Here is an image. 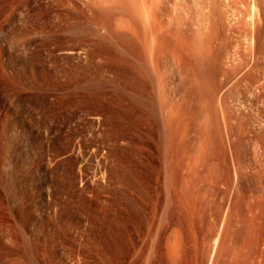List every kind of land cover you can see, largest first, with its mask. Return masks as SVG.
Listing matches in <instances>:
<instances>
[{
	"label": "rangeland",
	"instance_id": "rangeland-1",
	"mask_svg": "<svg viewBox=\"0 0 264 264\" xmlns=\"http://www.w3.org/2000/svg\"><path fill=\"white\" fill-rule=\"evenodd\" d=\"M92 1L100 3L0 0V264H264V0H235L237 4L234 0H145L144 4L126 0L129 5L125 0H108V4L101 0L102 6ZM116 1H120L118 5ZM154 8H159L157 13ZM110 9L115 15H110ZM124 14L134 20L143 17L137 23L129 18L143 41L137 43L140 60L130 62L134 68L140 67V61L146 64L142 73L148 79L142 78L141 67H137L141 77L136 70L131 72L123 61L127 58L124 52L117 49L130 35L123 36L118 28L121 42L119 33H114L113 18L117 21L123 16L126 21ZM94 16L100 18L99 26L107 24L99 27ZM150 17L162 24L152 21L153 27ZM195 32L207 34H198L201 43ZM171 33L187 40L180 44L181 39ZM128 40L133 42L132 37ZM151 45L163 53L164 59L159 56L155 64L148 51ZM105 47L113 51L107 48L109 53ZM173 52L179 60L183 58L181 70H185L178 67V59L173 62L177 58ZM105 55L114 61L109 63L112 59ZM213 55L216 59L210 60ZM102 57L107 60L100 62ZM219 63H224L223 70ZM154 65L159 66L158 71ZM232 65H239L236 71ZM198 66L205 69L200 72ZM145 67H151L147 73ZM121 68L135 75L128 77ZM185 71L193 78L198 73V78L190 80ZM153 72H159L156 78L163 77L156 80L151 77ZM201 74L208 83L203 76L199 79ZM221 74L232 76V81ZM219 77L225 80V88H219ZM186 81L191 85L185 87ZM156 85L164 91L159 87L156 91ZM195 85L203 90L195 87V92ZM163 100L167 101L165 107ZM191 104L199 109L205 106L200 109L203 114ZM211 111H219L221 119ZM207 112L205 122L213 123L211 126L203 122ZM215 120L222 123L215 125ZM167 121L173 129L178 126L176 130ZM198 121L207 126L209 134L206 130L207 135L203 134L205 128Z\"/></svg>",
	"mask_w": 264,
	"mask_h": 264
},
{
	"label": "bare ground",
	"instance_id": "bare-ground-1",
	"mask_svg": "<svg viewBox=\"0 0 264 264\" xmlns=\"http://www.w3.org/2000/svg\"><path fill=\"white\" fill-rule=\"evenodd\" d=\"M107 1H108V0H105V3H106V4H108ZM122 1H123V0H121V2H122ZM125 1H126V0H125ZM132 1H133V0H132ZM135 1H136V0H135ZM139 1H140V0H138L137 2H139ZM159 1H162V0H159ZM165 1H166V0H165ZM215 1H216V0H215ZM227 1H228V0H227ZM227 1H226V2H227ZM229 1H233V0H229ZM236 1L238 2V0H236ZM240 1H241V0H240ZM242 1H243V0H242ZM92 2H94L95 6H96V4L98 3V6H99L100 3H102V2L104 3V0H103L102 2H101V0H100V3L97 2V1H92ZM95 2H96V3H95ZM111 2H113V1H111ZM114 2H115V1H114ZM119 2H120V1H118V3H117V1H116V4L118 5ZM123 2H124V1H123ZM144 2L147 3L148 1L142 0V3H143V4H144ZM151 2H152V1H151ZM169 2H170V1H169ZM222 2H223V1H222ZM222 2H221V3H222ZM234 2H235V0L233 1V3H234ZM237 2H235V3L237 4ZM103 3H102V4H103ZM124 3H125V2H124ZM124 3H122V4L120 3V4L123 5V6H125L126 4L129 3V1H128V3H127V1H126V4H124ZM131 3H132V2H131ZM135 3H136V2H135ZM139 3H140V2H139ZM142 3H141V4H142ZM155 3H157V2H155ZM159 3H161V2H159ZM162 3H164V1H163ZM221 3H220V4H221ZM235 3H234V4H235ZM240 3H241V2H240ZM109 4H110V3H109ZM116 4L111 3V5H113V6H114V5L116 6ZM129 4H130V3H129ZM129 4H128V5H129ZM149 4H150V3H149ZM166 4H167V3H166ZM178 4H179V3H178ZM218 4H219V2H218ZM220 4H219V5H220ZM231 4H232V3H231ZM90 5H91V4H90ZM100 5H101V4H100ZM104 5H105V4H104ZM111 5H107V7L109 6V8H110ZM121 5H120V9H121V8L123 9L124 7H123V6L121 7ZM128 5H127V7H126L125 9L129 8ZM131 5H132V7H133L134 4L132 3ZM150 5H152V4H150ZM162 5H165V4H162ZM162 5H160V6H162ZM221 5H222V4H221ZM224 5H225V3L223 4V6H224ZM226 5H229V3L226 4ZM226 5H225V6H226ZM88 6H89V4H88ZM92 6H93V5H92ZM98 6H97V8H101V7H98ZM101 6H102V5H101ZM105 6H106V5H105ZM138 6H139V5H138ZM147 6H148V4H147ZM230 6H231V5H230ZM93 7H94V6H93ZM139 7H140V6H139ZM156 7H157V5H156ZM182 7H183V6H182ZM91 8H92V7L90 6V9H91ZM103 8H105V7H103ZM103 8H102V9H103ZM130 8H131V7H130ZM143 8H145V6H143ZM151 8H152V7H151ZM183 8H184V7H183ZM90 9H89V10H90ZM93 9H94V8H93ZM113 9H114V8H113ZM113 9H110L111 12H110V10H109L111 16L114 14V13L111 14ZM136 9H137V8H136ZM136 9H134V11H136V12L138 13V10H139V9H137V10H136ZM146 9H147V8H146ZM152 9H153V8H152ZM154 9H156V10H155V12H156L157 9H159V8H154ZM100 10H101V9H100ZM127 10H128V9H127ZM130 10H131V9H130ZM132 10H133V9H132ZM143 10H144V9H142V12H143ZM147 10H148V9H147ZM90 11L92 12V10H90ZM94 11H97V12H98L99 9H98V10L95 9ZM94 11H93V12H94ZM101 11H102V10H101ZM105 11H106V10H105ZM105 11H104V12H105ZM107 11H108V10H107ZM123 11H124V10H123ZM148 11H149V10H148ZM148 11H147V12H148ZM152 11H153V10H152ZM158 11H159V10H158ZM160 11H161V10H160ZM160 11H159L158 13H160ZM91 12H90V13H91ZM102 12H103V11H102ZM109 12H108V13H109ZM113 12H114V11H113ZM124 12H125V11H124ZM136 12H134V13H136ZM139 12H140V11H139ZM150 12H151V9H150ZM150 12H148V14H150ZM90 13H89V14H90ZM95 13H96V12H95ZM98 13H101V12H98ZM127 13H128V12H127ZM129 13H132V12L130 11ZM134 13H132V14H134ZM145 13H146V11L144 12V14H145ZM153 13H154V12H151V14H153ZM156 13H157V12H156ZM186 13H187V12H186ZM92 14H94V13H92ZM103 14H104V13H103ZM103 14H102V15H103ZM105 14H106V12H105ZM117 14H118V13H117ZM146 14H147V13H146ZM148 14H147V16H148ZM151 14H150V15H151ZM188 14H189V13H188ZM96 15H97V14H96ZM100 15H101V14H100ZM102 15H101V16H102ZM110 15H109V16H110ZM114 15H115V14H114ZM125 15H127V14H124V16H125ZM136 15H137V14H136ZM140 15H141V14H140ZM97 16H99V15H97ZM104 16H105V15H104ZM109 16H107V14H106V17H105V18H109ZM116 16H117V15H116ZM118 16H119V14H118ZM137 16H139V14H138ZM155 16H156V15H155ZM155 16H154V17H155ZM94 17H95V16H94ZM94 17H93V18H94ZM102 17H103V16H102ZM113 17H114V16H113ZM122 17H123V16L119 17L117 21H116V19L113 18V20H115V22H116V26H114V27H117L116 30H114L115 28L113 29V30L115 31V32H114V31H113V32L116 33V34H117V32L119 33V34H117V35H119L118 37H119V39H121V42H124V41H122V37H121L122 34H121V33H123V34L125 33V35H123V36H126V35H129V34H130L129 37H128V39L132 37L133 42H132L131 40H130V42H128L129 40L126 39V40H128V41L126 42V40H125V42H124L125 45H124V43H123V44H122L123 46L121 45V46H122V48H121V46L118 47V46L120 45V44L118 45V41H119V40H118L117 43H116L115 41H116L117 38H115V41H114V42H115L118 46H117V45H113V46L118 47L117 49L120 48V49L122 50V52H124L125 57L128 58V60H127V58H126L127 61H126L125 59L123 60L125 64H126V63L128 64V63L131 61V59H134V58H137V59H136V60H132L131 62L134 63V61H135V62L137 63V62L140 60V59H139V56H137V54L139 53L140 56L142 55V54H140L141 51H138L139 48L137 47V43H139V42L141 41V40H140L141 37H139L140 35L138 34V33H140V31H139V30H136V27L134 26L135 24H133L134 22H133V23L130 22V19H129V18H131V17H129V16L127 15L128 18L126 17V19H127V20L129 19L128 22H127V20H126V21L124 20V17H123V19H122ZM139 17H140V16H139ZM93 18L91 17V20H92ZM95 18H97V17H95ZM105 18H104V19H105ZM116 18H117V17H116ZM134 18H135V17H134ZM140 18L142 19L143 17H140ZM145 18H146V17H145ZM147 18H148V17H147ZM150 18L152 19V20H151V23H152V21H153V17H150ZM160 18H161V17H160ZM182 18H184V17H182ZM182 18H181V19H182ZM185 18H186V17H185ZM185 18H184V19H185ZM99 19H100V18H99ZM99 19L97 18V21H98ZM102 19H103V18H102ZM104 19H103V20H104ZM131 19L134 20L133 18H131ZM137 19H138V18H137ZM141 19L136 20V18H135L136 21H140ZM184 19H183V20H184ZM94 20L96 21V19H94ZM110 20H112V19L110 18ZM135 20H134V21H135ZM142 20H143V19H142ZM155 20H157V19H155ZM155 20H154L153 22H155ZM183 20H182V21H183ZM89 21H90V20H89ZM95 21H94V22H95ZM105 21H106V19H105ZM136 21H135V22H136ZM144 21H145V20H144ZM160 21H161V20H160ZM94 22H93V23H94ZM99 22H100V21L96 22L95 24H97V23H99ZM109 22H110V21H109ZM112 22H113V21H112ZM115 22H113V24H114ZM149 22H150V21H149ZM157 22H158V21H156L155 23H157ZM163 22H165V21H163ZM90 23H91V22H90ZM93 23H92V24H93ZM103 23H104V24H103ZM136 23H137V22H136ZM138 23H139V22H138ZM140 23H141V22H140ZM144 23H145V22H143V23H141V24H144ZM151 23H150V24H151ZM99 24H100V23H99ZM106 24H107V22H106ZM106 24H105V22H102L101 25H106ZM113 24H112V26H113ZM141 24H139L140 27H139L138 25H136V26H138L139 29H142V28H141ZM158 24H162V23L159 22V23H157V25H158ZM97 25H98V24H97ZM97 25H96V27H97ZM101 25H100V26L98 25V26H99V27H102ZM152 25H153V27H154L155 24L152 23ZM170 25H171V24H170ZM177 25H178V24H177ZM183 25H184V23H183ZM93 26H94V24H93ZM142 26H143V25H142ZM159 26H160V25H159ZM159 26H158V27H159ZM164 26H165V30H166V23H164ZM167 26H169V25L167 24ZM178 26H179V25H178ZM208 26H209V25H208ZM105 27L108 28L109 26H105ZM143 27H144V26H143ZM161 27H163V25H162ZM161 27H160V28H161ZM169 27H170V26H169ZM176 27H177V26H175V29H178V28H179V27H178V28H176ZM180 27H181V26H180ZM219 27H220V26H219ZM93 28H95V27H93ZM118 28H119L120 30L124 31V32H121V33H120V30H119ZM146 28H147V27L145 26V30H146ZM163 28H164V27H163ZM171 28H172V26L170 27V29H171ZM183 28H184V27H183ZM183 28H181V29H183ZM208 28L210 29V27H208ZM154 29L157 30L156 28H154ZM167 29H168V28H167ZM170 29H169V31H171ZM186 29H187V28H186ZM186 29H185V30H186ZM188 29H189V28H188ZM97 30H98V29H97ZM105 30H108V29H105ZM118 30H119V31H118ZM150 30H151V29H150ZM158 30H159V29H158ZM178 30H179V29H178ZM191 30H192V29H191ZM191 30H190V31H191ZM200 30H201V28H200ZM206 30H207V31H206ZM220 30H222V29L220 28ZM94 31H95V30H94ZM109 31H110V34H112V32H111V31H112V28H110ZM137 31H139V32H137ZM151 31H152V30H151ZM159 31L161 32V31H163V30L160 29ZM159 31H158V32H159ZM167 31H168V30H167ZM182 31H183V30H182ZM186 31H187V30H186ZM188 31H189V30H188ZM100 32H101V30H100ZM100 32H99V33H100ZM126 32L129 33V34H126ZM148 32H149V31H148ZM160 32H159V34H161ZM164 32H166V31H164ZM171 32H174V31H173V28H172V31H171ZM197 32H198V31H197ZM197 32H195V33H197ZM199 32H200V31H199ZM205 32H206V33H207V32H210V33H211L212 31H211V30L208 31V29H205ZM205 32H204V34H206ZM96 33H97V31H96ZM96 33H94V34H96ZM99 33H98V34H99ZM106 33H107V32H106ZM106 33H105V36H106V35H109V34H106ZM108 33H109V32H108ZM114 33H113V34H114ZM142 33H143V32H142ZM144 33H145V32H144ZM144 33H143V34H144ZM146 33H147V31H146ZM151 33H152V32H151ZM154 33H155V32H154ZM154 33H152V35H154ZM162 33H163V32H162ZM167 33H168V32H167ZM179 33H180V31L178 32V35H179ZM183 33H184V32H183ZM183 33H182V34H183ZM185 33H186V32H185ZM188 33H189V32H188ZM210 33H209V34H210ZM98 34H97L96 36H99V35H100V34H99V35H98ZM101 34H102V33H101ZM113 34L111 35V37L113 36ZM120 34H121V35H120ZM164 34H166V33H163V35H164ZM168 34H170V33H168ZM168 34H167V35H168ZM171 34H172V33H171ZM198 34H200V36H201L202 33H197V35H198ZM204 34H202V35H204ZM207 34H208V33H207ZM207 34H206V35H207ZM209 34H208V35H209ZM211 34H213V33H211ZM117 35H116V36H117ZM141 35H142V34H141ZM156 35H157V34H156ZM167 35H166V36H167ZM172 35H173V34H172ZM195 35H196V34H195ZM94 36H95V35H94ZM102 36L104 37V35H102ZM116 36L114 35V37H116ZM148 36H149V33H147V37H148ZM161 36H162V35H161ZM161 36H160V37H161ZM173 36H175V34H174ZM173 36H171V37H173ZM182 36H183V35H182ZM185 36H186V34L184 35V37H185ZM188 36H189V35H188ZM198 36H199V35H198ZM200 36H199V38H198L199 40H200ZM212 36H214V35H212ZM99 37H100V36H99ZM109 37H110V36H109ZM111 37H110V39H112ZM120 37H121V38H120ZM126 37H127V36H126ZM143 37H144V36H143ZM143 37H142V39H143ZM147 37H145V38H147ZM153 37L156 38V36H153ZM168 37H170V36L168 35V36L166 37V39H167ZM179 37H180V36H179ZM196 37H197V36H196ZM203 37H204V36H203ZM205 37H206V36H205ZM207 37H208V36H207ZM207 37L205 38V40H208V39H209V38L207 39ZM210 37H211V36H210ZM101 38H102V37H101ZM101 38H100V39H101ZM174 38L177 39V40L179 39V38H176V36H175ZM182 38H183V37H182ZM182 38H180V39H181V41H180L181 43H180V44H182V43H183L182 41H184V40L186 39V38H184V40H183ZM193 38H195V36H194ZM212 38H213V37H212ZM97 39H98V38H97ZM100 39H99V40H100ZM123 39H125V37H123ZM148 39H149V38H148ZM148 39H147V40H148ZM150 39H151V37H150ZM158 39L161 40V41L163 40V39H160V38H158ZM158 39H157V40H158ZM168 39H170V38H168ZM180 39H179V40H180ZM195 39H196V38H195ZM102 40H103V39H102ZM102 40H101V41H102ZM112 40H113V39H112ZM171 40H172V39H171ZM177 40H176V41H177ZM186 40H187V39H186ZM210 40H211V39H210ZM210 40H209V42H210ZM213 40H214V39H213ZM93 41H94V39H93ZM103 41H105V40H103ZM135 41H136V44L134 43ZM145 41H146V39H145ZM161 41H160V42H161ZM168 41H169V40H168ZM172 41H173V40H172ZM192 41H193V40H192ZM196 41H197V39H196ZM202 41H203V39H202ZM214 41H215V40H214ZM94 42H95V41H94ZM114 42H112V43H114ZM119 42H120V41H119ZM121 42H120V43H121ZM141 42H143V41H141ZM156 42H158V41L155 40V44H156ZM166 42H167V41H166ZM170 42H171V41H170ZM174 42H175V41H173L172 44H174ZM204 42H206V41H204ZM209 42L207 41V43H209ZM212 42H213V41H212ZM212 42H210V43H211V46H213ZM220 42H221V41H220ZM96 43L98 44V42H96ZM99 43H100V42H99ZM102 43H103V42H101V44H102ZM104 43H105V42H104ZM106 43H107V45H108V41H107ZM127 43H129V44H130V43H134L135 46H134V44H133V45H130V47H129V45H128ZM168 43H169V42H168ZM168 43H167V45H169ZM184 43H185V42H184ZM190 43L194 44V42H191V41H190ZM190 43H189V44H190ZM198 43H201V40H200V42H198ZM202 43H203V42H202ZM207 43H206V45H207ZM148 44H149V43H148ZM158 44H159V42H158L156 45H158ZM170 44H171V43H170ZM217 44H218V42H217ZM107 45H105V46H107ZM109 45H110V43H109ZM126 45H128V46H126ZM153 45H154V43H153ZM153 45H151V46H153ZM167 45H166V46H167ZM190 45H191V44H190ZM197 45H200V44H197ZM206 45H205L204 47H206ZM218 45H219V44H218ZM220 45H221V43H220ZM102 46H103V45H101V47H102ZM171 46H172V45H171ZM171 46H170V47H171ZM187 46H189V45H187ZM191 46H192V45H191ZM193 46H194V45H193ZM195 46H196V42H195ZM200 46H202V44H201ZM200 46H199V47H200ZM145 47H146V45H145ZM183 47H184V46H183ZM204 47H203V48L201 47L202 50H204V49L206 50V48H204ZM208 47H210V46H208ZM213 47H214V46H213ZM213 47H212L211 50L214 49ZM217 47H220V46H217ZM105 48H106V47H105ZM107 48H108V47H107ZM107 48H106V49H107ZM133 48H134V50H130V49H133ZM137 48H138V49H137ZM141 48L143 49L144 47H141ZM174 48H175V47H174ZM177 48H178V47H177ZM188 48H189V47H188ZM196 48H198V46H197ZM196 48L194 47L195 50H197ZM210 48H211V47H210ZM99 49H100V47H99ZM102 49H103V48H102ZM102 49H101V50H102ZM106 49H105V51H106ZM108 49H109V48H108ZM108 49H107V50H108ZM110 49H112L111 51H113V48L110 47ZM110 49H109V50H110ZM114 49H115V48H114ZM135 49H137V51H138L137 53H136V50H135ZM148 49H149V50H148L149 53L151 52V57H150V58H152V60H151V59H150V60L153 61V64L157 63V59H158L159 56L161 57L160 59H162V57H163V56H162L163 53H162V51L157 50L156 46L151 47V49H150V47H149ZM172 49H173V48L171 47V50H172ZM175 49H176V48H175ZM175 49H174V50H175ZM183 49H185V48H183ZM183 49L181 48V50L184 52ZM192 49H193V48H192ZM192 49H191V50H192ZM199 49H200V48H199ZM219 49H220V48H219ZM101 50H100V53L103 52V51H101ZM109 50H108V51H109ZM121 50H120V51H121ZM143 50H144V49H143ZM143 50H142V52H144ZM146 50H147V47H146ZM161 50H163V48H161ZM202 50L200 49V51H202ZM205 50H204V51H205ZM207 50H208V49H207ZM120 51H119V52H120ZM130 51H131V52H132V51H135L134 54L136 53L135 55H136L137 57H136V56L134 57V55H132L133 52L131 53ZM177 51H179V50H177ZM182 51H180L181 53H179V54H182ZM192 51H193V50H192ZM192 51H189V52L192 53ZM209 51H210V50H209ZM98 52H99V51H98ZM106 52H107V51H106ZM106 52H105V53H106ZM122 52L119 53V54H121V55L124 57V55H123ZM160 52H161L162 54H161ZM163 52H164V51H163ZM165 52H166V50H165ZM186 52H187V50H186ZM206 52H207V51H205L204 53H206ZM212 52H213V51H212ZM217 52H218V49L216 50L215 53H217ZM107 53H108V52H107ZM107 53H106V54H107ZM109 53H110V51H109ZM115 53H116V52H115ZM145 53H147V52H145ZM201 53H202V55H203V52H201ZM207 53H209V52H207ZM207 53H206V54H207ZM98 54H99V53H98ZM101 54H102V53H101ZM101 54H100V55H101ZM103 54H104V53H103ZM113 54H114V53H113ZM126 54H127V55H126ZM143 54H144V53H143ZM159 54H160V55H159ZM164 54H165V53H164ZM166 54H167V53H166ZM168 54H170V52H168ZM173 54H174V52H173ZM175 54H176V53H175ZM175 54H174V55H175ZM187 54H188V52H187ZM196 54H197V53H196ZM209 54H210V53H209ZM209 54H207V55L209 56ZM100 55H99V56H100ZM109 55L112 56V54H109ZM146 55H147V54H146ZM146 55H145V56H146ZM174 55H172V56H173V57H176V56H177V55H175V56H174ZM183 55H184V54H183ZM199 55H200V54H199ZM102 56H103V55H102ZM105 56H106V55H105ZM107 56H108V54H107ZM107 56H106V58H108ZM111 56H110V57H111ZM117 56L120 58V56L118 55V53H117ZM131 56H132L133 58H131ZM148 56H150V54L147 55V57H148ZM186 56H188V55H186ZM200 56H201V55H200ZM200 56H199V57H200ZM203 56H205V58H204V57H200V58H202V59H203V58L206 59V55L204 54ZM213 56H214V55H213ZM227 56H228V54H227ZM227 56H226V57H227ZM110 57H109V58H110ZM112 57H113V56H112ZM112 57L110 58V60L112 59ZM118 57H117V58H118ZM123 57H122V58H123ZM168 57H170V56H168ZM173 57H171V59H172ZM183 57H184V56H183ZM188 57H189V56H188ZM194 57H195V56H194ZM209 57H210V56H209ZM209 57H207V58H209ZM215 57H216V55H215L213 58H211L210 60H212V59H216ZM218 57H219V56H218ZM218 57H217V58H218ZM230 57L232 58V55L229 56V58H230ZM106 58H105V59H106ZM109 58H108V59H109ZM181 58H182V57L180 56V60L183 59V58H182V59H181ZM195 58H198V55H196ZM227 58H228V57H227ZM229 58H228V59H229ZM103 59H104V57H102V59H100L99 61H100V62H104L105 59H104V60H103ZM138 59H139V60H138ZM145 59H146V58H145ZM148 59H149V58H148ZM163 59H164V58H163ZM163 59H162V60H163ZM169 59H170V58H169ZM173 59H174L173 62H174L175 60H177V59L179 60L178 56H177L176 59H175V58H173ZM184 59H185V60L188 59V61H186V62H187V63L189 62V58H187V59L184 58ZM219 59H220V58H219ZM221 59H222L221 61L223 62V60L226 59V58H221ZM232 59H233V58H232ZM101 60H103V61H101ZM106 60H107V59H106ZM119 60H120V59H118V62L120 63V62L122 61V59H121L120 61H119ZM137 60H138V61H137ZM150 60H149L148 62H150ZM165 60H166V59H165ZM180 60L178 61V63H180V66H178V67H179L180 70H181V68H182L181 66L184 65V64H183V62H181ZM190 60H191V59H190ZM198 60H200V59H197V61H198ZM208 60H209V59H208ZM217 60H218V59H217ZM108 61H109V60H108ZM108 61H105V62H108ZM112 61H114V60L112 59L111 61H109V63H110V62L112 63ZM123 61H122V62H123ZM128 61H129V62H128ZM171 61H172V60H171ZM193 61H194V60H193ZM214 61H215V60H214ZM97 62H98V61H97ZM116 62H117V61H116ZM116 62H115V63H116ZM122 62H121V63H122ZM131 62H130L128 65L126 64V66H129V68H130L129 70H130L131 72H132V71L135 72L134 70H136L135 73H137V76L140 75V77H141L142 74H143V73H142V66H143L144 64L142 65V63H140V62H141V61H140V62H139V65H140L141 68L137 65V67H139V68L141 69V70H140V69L138 68V69L140 70V73H142V74H140V73H139V70L137 71V67L134 68V67L132 66V65H134V64H131ZM207 62H208V61H207ZM209 62L211 63V61H209ZM219 62H220V61H219ZM224 62H225V60H224ZM231 62H232V61H230V63H231ZM243 62H244V61H243ZM243 62H242V63H243ZM119 63H118V64H119ZM124 63H122V64H124ZM136 63H135V64H136ZM150 63L152 64V62H150ZM167 63H169V61H168ZM171 63H172V62H171ZM175 63H176V62H175ZM187 63H186V65H188ZM194 63H195V61H194ZM199 63H200V62H199ZM202 63H203V62L201 61L200 64H202ZM214 63H215V62H214ZM230 63H229V64H230ZM99 64H100V63H99ZM102 64H105V63H102ZM169 64H170V63H169ZM172 64H174V63H172ZM205 64H206V63H205ZM205 64H203V65H205ZM219 64H220V63H219ZM222 64H224V63H222ZM222 64H220L219 66L221 67ZM111 65H112V64H111ZM113 65H116V66H117V64H113ZM113 65H112V66H113ZM161 65H162V64H161ZM176 65H177V64H175V66H176ZM186 65H185V66H186ZM193 65H194V64H193ZM193 65L191 66V64H190L189 67H193ZM208 65H209V64H208ZM226 65H227V64H226ZM241 65H243V64H241ZM102 66H103V65H102ZM105 66H106V65H105ZM105 66H104V67H105ZM109 66H110V64H109ZM112 66H111V67H112ZM126 66H124V67L122 66V68H125ZM144 66H146V64H145ZM144 66H143V67H144ZM150 66H151V65H150ZM154 66H155V65H154ZM162 66H163V65H162ZM166 66H168V65H166ZM172 66H174V65H172ZM175 66H174V67H175ZM185 66H184V67H185ZM201 66H202V65H201ZM206 66H207V65H206ZM209 66H210V65H209ZM214 66H215V65H214ZM214 66H213V67H214ZM227 66H228V65H227ZM229 66H231V65H229ZM232 66H233V65H232ZM238 66H239V65H238ZM238 66H237V67H238ZM106 67H108V66H106ZM120 67H121V66H120ZM120 67H119V65H118L117 70H118ZM132 67H133V68H132ZM147 67H149V66L147 65ZM158 67H159V66H157V67L155 66V69H156V68L158 69ZM186 67H187V66H186ZM186 67H185V68H186ZM198 67H199V68H198L197 70L201 69L200 66H198ZM207 67H208V66H207ZM207 67H206V68H207ZM210 67H212V66H210ZM220 67H219V68H220ZM223 67H225V65H224ZM233 67H234L233 70H235V68H237L236 66H233ZM112 68H113V67H112ZM122 68H121V69H122ZM150 68H151V67H150ZM150 68H149V69H150ZM179 68H178V69H179ZM203 68H204V67H203ZM203 68H202V69H203ZM221 68H222V67H221ZM108 69H109V67H108ZM113 69H114V68H113ZM125 69L128 70L127 67H126ZM132 69H134V70H132ZM145 69H146V67H145ZM145 69H144V70H145ZM149 69H146V72H145V71H143V72L147 73V70H149ZM157 69H156V70H157ZM165 69H166V68H165ZM170 69H171V68H170ZM170 69H169V70H170ZM176 69H177V67H176ZM190 69H191V68H189V70H190ZM192 69L194 70V67H193ZM202 69H201L200 72H202ZM204 69H205V68H204ZM208 69H209V68H208ZM211 69H212V68H211ZM211 69H210V70H211ZM230 69H231V67H230ZM230 69H229V70H230ZM110 70H111V69H110ZM119 70H120V69H119ZM122 70L125 71V72L127 71V70H124V69H122ZM166 70H167V69H166ZM166 70H165V71H166ZM174 70H175V69H174ZM180 70H179V71H180ZM183 70H185V69H183ZM183 70H181V71H183ZM186 70H188V67H187ZM193 70L190 71L192 76H193L192 73H193L194 71H196V70H194V71H193ZM221 70H223V68H222ZM224 70H225V68H224ZM233 70H232V74H230L231 72H230V73L228 72V74L233 75V72H234ZM238 70H239V69H238ZM157 71H158V70H157ZM159 71H160V70H159ZM181 71H180V72H181ZM192 71H193V72H192ZM215 71H216V70H215ZM217 71H218V70H217ZM227 71H228V70H226V73H227ZM235 71H236V70H235ZM110 72H113V71L111 70ZM114 72H116V71H114ZM117 72L119 73V71H117ZM120 72H121V70H120ZM131 72H130V73H131ZM166 72H169V71L167 70ZM172 72H173V70H172ZM172 72H171V73H172ZM174 72H176V71H174ZM180 72H177V73L179 74ZM185 72H186V71H185ZM185 72H184V73H185ZM197 72H198V71H197ZM203 72H204V70H203ZM206 72H207V71H206ZM210 72H211V71H210ZM218 72H219V71H218ZM237 72H238V71H237ZM252 72H253V71H252ZM121 73H122V72H121ZM121 73H120V74H121ZM123 73H124V72H123ZM127 73H128V75H129L128 77H132L133 75H135V73H134L133 75H130L128 71H127ZM127 73H126V74H127ZM138 73H139V74H138ZM157 73H159V72H157ZM157 73H156V72H155V73H154V72L151 73V74H153V75H151V77L154 76V78H156L157 76H155V74H157ZM162 73H163V72H162ZM188 73H189V72H188ZM188 73L186 72V75H187ZM214 73H215V72H214ZM220 73H221V72H220ZM223 73H224V72H223ZM113 74H114V73H113ZM164 74H165V73H164ZM164 74H163V75H164ZM174 74H175V73H174ZM189 74H190V73H189ZM189 74H188L187 76H189V78H190V80H191L193 77H191ZM195 74H197V75L194 76V77L198 78V77H197V76H198V73H195ZM204 74H206V73H204ZM217 74H218V73H217ZM217 74H216V75H217ZM249 74H250V73H249ZM118 75H119V74H118ZM124 75H125V73H124ZM148 75L150 76V71H149V74H148ZM148 75L146 74V76H148ZM157 75H158V74H157ZM166 75H167V73H166ZM172 75H173V73H172ZM175 75H176V74H175ZM182 75H183V74H182ZM213 75L215 76V74H213ZM221 75H223V74H221ZM224 75H225V74H224ZM224 75H223V76H224ZM247 75H248V74H247ZM247 75H246V76H247ZM126 76H127V75H126ZM143 76H144V74H143ZM143 76H142L143 79H144V78H147V79H148V77H145V76L143 77ZM176 76H177V75H176ZM178 76H181V75L179 74ZM178 76H177V79L175 78L176 80H179L178 78H180V77H178ZM200 76H201V77H199V79H201V78L204 77L205 80H206L207 83H208V79H206L207 77H205V75L203 76V75L201 74ZM202 76H203V77H202ZM208 76L210 77V76H211V73H210V75H208ZM219 76H220V75H219ZM226 76H227V75H226ZM226 76H224V79H225ZM115 77H117V76L114 75V78H115ZM119 77H120V76H119ZM122 77L124 78L123 75H122ZM134 77H135V78H134ZM134 77H133V78L136 80L137 77H136V76H134ZM140 77H138L137 79H139ZM151 77H150V79H151ZM162 77H163V76H162ZM162 77H160V78H162ZM164 77H165V76H164ZM170 77H172V76H170ZM184 77L186 78V76H184ZM184 77H183V78H184ZM211 77H212V76H211ZM215 77H216V76H215ZM217 77H218V75H217ZM227 77L229 78L228 80H231L230 77H232V76L229 77V75H228ZM243 77H244V76H243ZM243 77H242V78H243ZM117 78H118V77H117ZM126 78H127V77H125V79H126ZM160 78H156V80H157V79L159 80ZM165 78H166V77H165ZM168 78H169V77H168ZM173 78H174V75H173ZM181 78H182V77H181ZM183 78H182V79H183ZM189 78H188V79H189ZM196 78H193V79H196ZM221 78H222V77H221ZM221 78L219 77V81H220V84H219L220 87H219V88H220V89L222 88V85H224V84L227 85L226 83H223V82H225V80H222ZM115 79H116V78H115ZM118 79H119V78H118ZM121 79H122V78H121ZM143 79H142V80H143ZM163 79H164V78H163ZM163 79H162V80H163ZM182 79H181V80H182ZM209 79H211V78H209ZM212 79H213V78H212ZM220 79L222 80V82H221ZM119 80H120V79H119ZM126 80H127V79H126ZM126 80H125V81H126ZM132 80H133V79H132ZM132 80H130V78H129L128 83H129V81H132ZM139 80H140V79H139ZM153 80H154V79H153ZM166 80H167V79H166ZM176 80H175V81H176ZM184 80H185V79H184ZM201 80H202V79H201ZM205 80H204V81H205ZM214 80H216V79L214 78ZM121 81H122V80H121ZM150 81H151V80H149V82H150ZM154 81H155V80H154ZM172 81H173V80H172ZM187 81H189V80H187ZM187 81H186L185 87H186V85H187L188 83L190 84V82L187 83ZM193 81H194V80H193ZM193 81H191V82H193ZM196 81H197V80H195V83H196ZM204 81H203V82H204ZM216 81H217V80H216ZM216 81H215V82H216ZM231 81H232V80H231ZM231 81H230V82H231ZM238 81H239V80H238ZM132 82H133V81H132ZM147 82H148V81H147ZM178 82H179V81H178ZM181 82H182V81H181ZM197 82L199 83L200 81H197ZM201 82H202V81H201ZM210 82H211V81H210ZM212 82H214V81H212ZM212 82H211V83H212ZM217 82H218V81H217ZM230 82H228V83H230ZM121 83H122V82H121ZM125 83H126V82H125ZM125 83H124V85H125ZM136 83H137V82H136ZM163 83H164V82H163ZM198 83H196V84L198 85ZM211 83H210V84H211ZM238 83H239V82H238ZM129 84H130V83H129ZM131 84H132V83H131ZM131 84H130V85H131ZM160 84H161V83H160ZM165 84H166V83H165ZM167 84H170V83H167ZM177 84H178V83H177ZM177 84H176V85H177ZM181 84H182L181 86H183L182 88H184V85H183V84H184V81H183V83H181ZM199 84H200V83H199ZM202 84H203V83H202ZM216 84H217V83H216ZM234 84H236V83H234ZM124 85L122 84V86H124ZM133 85H134V84H132L131 86H133ZM137 85H139V84L137 83ZM137 85H136V86H137ZM158 85H159V84H158ZM179 85H180V84H179ZM190 85H191V84H190ZM200 85H201V84H200ZM204 85H205V88H206V84H204ZM212 85H214V83H212ZM225 85H224V88H225ZM229 85H233V84H229ZM237 85H238V84H237ZM237 85H236V86H237ZM125 86H126V85H125ZM160 86H161V85H160ZM168 86H169V85H168ZM187 86H188V85H187ZM202 86H203V85H202ZM127 87H128V84H127ZM156 87H159V86L156 85V86H155V89H156ZM162 87H163V86H162ZM170 87L172 88L173 86H170ZM170 87H168V88L170 89ZM191 87H192V86H191ZM193 87H194V88H193ZM193 87H192V89L194 90L195 87H196V85L193 86ZM197 87L201 88V86H197ZM197 87H196V88H197ZM207 87H208V85H207ZM209 87H211V86H209ZM216 87H218V86L215 85V89H216ZM230 87H231V86H230ZM232 87H233V86H232ZM159 88H160V87H159ZM168 88H166V89H168ZM173 88H174V87H173ZM205 88H204V89H205ZM219 88H217V89H219ZM126 89H127V88H126ZM155 89H154V90H155ZM192 89H191V90H192ZM207 89H208V88H206L205 91H206ZM220 89H219V90H220ZM145 90H146V89H145ZM145 90H144V91H145ZM150 90H152V89H150ZM150 90H149V91H150ZM160 90H161V91H164V90H162L161 88H160ZM183 90H185V89H183ZM186 90H188V89H186ZM186 90H185V91H186ZM189 90H190V89H189ZM196 90H197V89H196ZM201 90H203V87L201 88ZM212 90H214V89L212 88ZM219 90H215V92L217 91L218 93H220ZM222 90H223V89H222ZM225 90H226V89H225ZM230 90H231V89H230ZM149 91H147V92H149ZM156 91H157V89H156ZM156 91H153V92H156ZM158 91H159V90H158ZM178 91H179V90H178ZM194 91H195V90H194ZM194 91H193V92H194ZM198 91H199V90H198ZM198 91H197V92H198ZM237 91H239V90L237 89ZM237 91H236V92H237ZM127 92H128V91H127ZM159 92H160V91H159ZM171 92H172V91H171ZM186 92H187V91H186ZM191 92H192V91H191ZM191 92H190V94H191ZM195 92H196V91H195ZM206 92H207V91H206ZM215 92H214V93H215ZM217 92H216V93H217ZM145 93H146V92H145ZM149 93H150V92H149ZM157 93H158V92H156L155 95H157ZM166 93H167V92H166ZM173 93H174V92H173ZM188 93H189V91H188ZM198 93H199V92H198ZM202 93H203V92H202ZM211 93H212V91H211ZM216 93H215V94H216ZM218 93H217V94H218ZM230 93H231V92H230ZM146 94H147V93H146ZM153 94H154V93H153ZM180 94H182V92H181ZM193 94H194V93H193ZM228 94H229V93H227V95H228ZM231 94H233V93H231ZM144 95H145V94H144ZM150 95H151V94H150ZM159 95H160V94H159ZM161 95H163V92L161 93ZM161 95H160V96H161ZM168 95H169V93H168ZM175 95H176V94H175ZM185 95H186V94H185ZM185 95H184V96H185ZM187 95H189V94H187ZM187 95H186V96H187ZM195 95H196V94H194V96H195ZM220 95H222V94H220ZM229 95H230V94H229ZM147 96H149V95L147 94ZM153 96H154V95H153ZM163 96H164V95H163ZM163 96H162V97H163ZM165 96H167V95L165 94ZM186 96H185V98H186ZM190 96H193V95H190ZM194 96H193V97H194ZM232 96H233V95H232ZM136 97H137V96H136ZM142 97H143V96H141L140 98H142ZM156 97H158V96H156ZM156 97H155V98H156ZM179 97H180V96H179ZM182 97H183V96H182ZM214 97H216V95H215ZM226 97H227V96H226ZM233 97H234V96H233ZM236 97H237V96H236ZM236 97H235V99H236ZM153 98H154V97H153ZM158 98L160 99V97H158ZM158 98H157V99H158ZM164 98H166V97H164ZM164 98H162V99H164ZM172 98H173V97H171V100H172ZM197 98H198V97H197ZM211 98H212V97H211ZM211 98H210V101L213 99V98H212V99H211ZM228 98H229V96H228ZM228 98H226V99H228ZM157 99H156V100H157ZM159 99H158V100H159ZM166 99H167V98H166ZM192 99H193V98H192ZM194 99H196V96H195ZM194 99H193V100H194ZM207 99H208V98H207ZM215 99H216V98H215ZM218 99H219V98H218ZM223 99H224V98H223ZM226 99H225V100H226ZM231 99H232V98H231ZM233 99H234V98H233ZM164 100H165V99H164ZM164 100H163V103H161V104H163V106H164V105L166 106L167 104H164V103L167 102V101H164ZM167 100H168V99H167ZM177 100H178V98H177ZM179 100H180V99H179ZM181 100H183V99H181ZM181 100H180L179 102H181ZM184 100L186 101V99H184ZM187 100H189V102H190V99L187 98ZM150 101H151V100H150ZM154 101H155V100H154ZM160 101H161V100H160ZM213 101H214V100H212V103H213ZM215 101H216V100H215ZM217 101H218V100H217ZM217 101H216V103H217ZM230 101H231V100H230ZM230 101H229V102H230ZM237 101H238V100H237ZM161 102H162V101H161ZM171 102H173V101H171ZM171 102H170V103H171ZM174 102H175V101H174ZM189 102L187 101V104H188ZM192 102H193V101L191 100L190 103H192ZM194 102H195V100H194ZM220 102H221V101H220ZM220 102H219V103H220ZM227 102H228V101H227ZM177 103H178V102H177ZM182 103H183V102H182ZM190 103H189V104H190ZM212 103H211V104H212ZM216 103L214 104L215 107H216L217 104H218V103H217V104H216ZM168 104H169V103H168ZM171 104H172V103H171ZM175 104H176V103H175ZM187 104H185V105H187ZM189 104H188V105H189ZM220 104H221V103H220ZM220 104H219V105H220ZM230 104H231V103H230ZM173 105H174V104H173ZM176 105H177V104H176ZM181 105H182V104H181ZM191 105H192V104H191ZM193 105H194V103H193ZM193 105H192V106H193ZM214 105H213V106H214ZM160 106H161V105H160ZM160 106H159V108H160ZM165 106H164V107H165ZM197 106H198V105H197ZM207 106H209V104L206 105V107H207ZM213 106H212V108H213ZM156 107H157V103H156ZM161 107H162V106H161ZM167 107H168V106H167ZM177 107H178V105H177ZM185 107H186V106H185ZM189 107H190V106H189ZM193 107H194V106H193ZM198 107H199V106H198ZM198 107H197V108H198ZM202 107L204 108L205 106H202ZM227 107H228V105H227ZM227 107H226V105H225V108H227ZM229 107H230V105H229ZM175 108H176V106H175ZM179 108H180V106H179ZM182 108H183V107H182ZM191 108H192V107H191ZM194 108H196V106H195ZM197 108H196L195 111H197ZM203 108H202V109H203ZM222 108H223V107H222ZM157 109H158V108H157ZM166 109H167V108H166ZM172 109H173V108H172ZM198 109H199V108H198ZM200 109H201V108H200ZM200 109H199V110H200ZM202 109H201V110H202ZM207 109H208V108H207ZM215 109H216V108H215ZM215 109H214V110H215ZM160 110H161V108H160ZM163 110H164L163 112H165V109H163ZM179 110H180V109H179ZM181 110H182V109H181ZM181 110H180V111H181ZM186 110L188 111V109H186ZM193 110H194V109H193ZM199 110H198V111H199ZM201 110H200V114H201V112H202V114H203V111H201ZM204 110H205V108H204ZM209 110H210V108L208 109V111H209ZM216 110H217V109H216ZM216 110H215V111H216ZM218 110H219V108H218ZM223 110H224V109H223ZM223 110H222V111H223ZM225 110H227V109H225ZM225 110H224V111H225ZM228 110H229V109H228ZM228 110L225 111V112H229ZM167 111H168V110H167ZM170 111H171V109H170ZM180 111H179L178 113H183V112L185 111V109H184L183 112H180ZM190 111H191V110H190ZM219 111H220V110H219ZM219 111H218V112H219ZM224 111H223V112H224ZM159 112H160V111H159ZM174 112H175V111H174ZM188 112H189V111H188ZM191 112H192V111H191ZM204 112H205V111H204ZM218 112L215 113V114H213L212 111H211V113L214 115V116H213V115L211 114V116L215 117V115L218 114ZM225 112H224V114H225ZM160 113H161V112H160ZM167 113H169V111H168ZM170 113H171V112H170ZM172 113H173V110H172ZM196 113H197V112H196ZM196 113L194 114V116L197 115ZM198 113H199V112H198ZM209 113H210V112H209ZM209 113H208V112H207V114L204 113L205 118H204L203 115H201V117L203 116V117H202V118H204V119H203V120H204L203 122H204V124H206V125H207L208 123H206L205 121H206V117H209V115H210ZM161 114H162V113H161ZM175 114H177V113H175ZM189 114H190V113H189ZM191 114H192V113H191ZM200 114H199V115H200ZM219 114H220V113H219ZM219 114H218V116H217V115H216V116H217L218 118L220 117V119H221V115L219 116ZM231 114H233V113H231ZM231 114H230V116L228 115L229 118L231 117ZM164 115H166V113H164ZM164 115H163V116H164ZM173 115H174V114H172V116H173ZM178 115H180V114H178ZM178 115H177V116H178ZM182 115H183V114H182ZM192 115H193V114H192ZM206 115H208V116H206ZM222 115H223V114H222ZM225 115H226V114H225ZM233 115H235V114H233ZM233 115H232V116H233ZM236 115H237V114H236ZM163 116H161V117H163ZM168 116L170 117V115H168ZM168 116H167V117H168ZM184 116H188V114H187V115L185 114ZM190 116H191V115H190ZM226 116H227V115H226ZM165 117H166V116H165ZM178 117H179V116H178ZM182 117H183V116H182ZM196 117H197V116H196ZM163 118H164V117H163ZM183 118H184V117H183ZM191 118H192V117H191ZM198 118H200V117H198ZM224 118H225V116H224ZM167 119H168V118H167ZM167 119H166V120H167ZM175 119H176V118H175ZM179 119H180V118H179ZM184 119H185V118H184ZM189 119H190V117H189ZM193 119H194V118H193ZM196 119H197V118H196ZM214 119H216V118H214ZM214 119L212 118V120H214ZM171 120H172V119H171ZM185 120H188V118L185 119ZM208 120H209V119H208ZM210 120H211V118H210ZM210 120H209V121H210ZM225 120L227 121L228 119H225ZM232 120H233V119H232ZM232 120H231V121H232ZM168 121H169V119H168ZM168 121H167V123H168ZM175 121L177 122V120H175ZM182 121H184V120H182ZM188 121H189V120H188ZM191 121H192V120H191ZM194 121H195V120H193V122H194ZM200 121H202V120L200 119ZM216 121H217V120H215V122H216ZM226 121H225V122H226ZM235 121H236V120H235ZM165 122H166V121H165ZM198 122H199V121H198ZM218 122H219V121H218ZM225 122H223V124H224ZM227 122H229V121H227ZM173 123H175V122H173ZM188 123H190V121H189ZM188 123H187V124H188ZM199 123H200V122H199ZM210 123H211V121H210ZM216 123H217V122H216ZM216 123H215V125H218V124H221L222 122H221V123H217V124H216ZM229 123H230V122H229ZM165 124H166V123H165ZM168 124H169V123H168ZM168 124H167V125H168ZM175 124H176V123H175ZM181 124H182V123H181ZM181 124H180V125H181ZM184 124H185V123H183V125H184ZM200 124L202 125V122H201ZM226 124H227V123H226ZM226 124H224V125H226ZM171 125H172V123L169 124L168 127H169V126L171 127ZM208 125L211 126V125H213V123H212V124H208ZM215 125H214V127L212 126L213 129L215 128ZM185 126L187 127V125H185ZM202 126H203V125H202ZM231 126H232V125H231ZM231 126H230V128H231ZM174 127H175V126H174ZM176 127H178V126H176ZM176 127H175V128H176ZM181 127H182V126H181ZM203 127H204V126H203ZM208 127H209V126H208ZM217 127H220V126H216V128H217ZM171 128H172V127H171ZM175 128H174V129H175ZM204 128H205V127H204ZM169 129H170V128H169ZM172 129H173V128H172ZM174 129H173V130H174ZM206 129H207V126H206V128L204 129L203 134H206V133H204ZM209 129H210V127H209ZM209 129H208V130H209ZM175 130H176V129H175ZM209 131H210V130H209ZM174 132H176V131H174ZM206 132H207V130H206ZM229 132H230V130H229ZM229 132H227V133H229ZM172 133H173V132H172ZM207 134H209V133L207 132ZM207 134H206V135H207ZM228 135H229V134H228Z\"/></svg>",
	"mask_w": 264,
	"mask_h": 264
}]
</instances>
